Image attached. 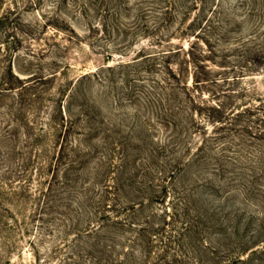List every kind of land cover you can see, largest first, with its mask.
<instances>
[{
    "label": "trees",
    "instance_id": "16d2710c",
    "mask_svg": "<svg viewBox=\"0 0 264 264\" xmlns=\"http://www.w3.org/2000/svg\"><path fill=\"white\" fill-rule=\"evenodd\" d=\"M215 1L57 0L54 3L52 8L67 3L76 15L86 20L90 30L99 20L97 24L106 28L108 35L110 26L118 35L121 32L126 42V38L132 37L133 41L127 42L132 46L143 40L150 43L132 61L101 67L80 77L68 93L61 94L65 99L56 101L59 116L52 120L61 132L64 129L67 132L74 128L67 117L74 102L84 93L91 94L96 83L109 82L113 86L117 75L121 79L117 88L121 92L129 91L126 114L135 117L136 129L127 137L116 133L121 139L92 167L99 177L86 180L66 174L63 178L47 179L41 191L43 205L39 210V204L33 215L41 223L36 230L37 240L51 235L48 227L63 234L67 232L69 246L70 242L82 241L87 247L85 255L79 252L76 256L82 261L85 257L86 263L96 261L94 264H114L119 260L123 263L125 259L133 260V264H184L182 257H187L188 251L194 258L192 264H255L254 256L247 262L244 257L249 256L248 252L255 255L259 251L257 247L264 245V210L257 208L256 203L249 204L247 199L244 207L239 208L235 197L243 192L249 194L264 209V157L259 156L264 148V104L227 117L221 113L218 117L208 115L207 122L214 130L198 131L199 123L205 120L188 81L190 76L194 86L213 81L208 75L202 80L199 69H204L207 58L195 51L198 42L209 46L208 24L219 5ZM53 10L50 12H56ZM192 11L196 18L187 25L184 18ZM179 16H183L182 20ZM124 19L133 22L124 23ZM110 20L112 25H107ZM175 36L179 39L194 36L196 42L189 40L187 47L174 45ZM105 71H109L108 76ZM31 78L21 85L0 87V106L10 100L11 107L22 108L28 101L36 100L33 98L37 93L31 90L44 77ZM66 99L70 102L64 111ZM2 120H6L5 115L0 117V126L5 123ZM158 130H162V135L152 137L151 132ZM0 132L8 130L5 127ZM78 135L84 137L82 147L84 154L88 151L84 156L87 166L97 157L91 153L92 140L99 139L100 134ZM197 135L202 142L193 151L188 137ZM0 136L6 137L2 133ZM63 153L60 152L54 165L44 162L37 168L41 177L48 169L45 164L49 170L58 171ZM19 154L20 168L27 174L37 155L32 151ZM75 164L84 167L83 161ZM195 170L216 178L201 184L203 179L195 178ZM217 201L223 205H215ZM74 205L80 208H71ZM55 207L66 211H54ZM211 231L220 235L218 242L225 246L226 255L220 256L217 247L210 251L207 235ZM136 246L144 255L141 259L135 254ZM118 247L123 248L121 253L117 252Z\"/></svg>",
    "mask_w": 264,
    "mask_h": 264
},
{
    "label": "rangeland",
    "instance_id": "374dc122",
    "mask_svg": "<svg viewBox=\"0 0 264 264\" xmlns=\"http://www.w3.org/2000/svg\"><path fill=\"white\" fill-rule=\"evenodd\" d=\"M55 2L57 0H0V87L21 85L34 75L44 77L43 82L35 84L36 87L31 90L37 93L36 97L33 96L36 100L28 101L26 107L16 105L17 108H13L10 100L3 107L0 106V117L6 116V120H2L6 124L1 125L0 129L3 131L6 127L8 130L0 132L6 136L3 139L0 136V264H94L96 261L86 263L85 257L82 261L76 256L79 252L85 255L84 249L87 247L82 241L70 242L69 246L67 232L63 234L48 227L51 235L37 240L36 230L41 223L33 215L39 204V210L43 205L41 191L45 189L47 179L53 176L63 178L66 174L86 180L99 177L97 170H92V167L100 163L102 154L121 139L116 133L127 137L136 129L135 117L126 114L129 113V102L126 101L129 91L121 92L117 88L121 83L117 75L113 86L109 82L96 83L91 94L84 93L78 102L73 100L72 113H67L69 121L74 123L73 129L61 132L53 122L52 119L59 116L56 101L65 99L61 94L68 93L80 77L101 67H114L132 61L150 43L143 40L132 46L127 43L133 41L132 37L126 38V42L121 32L118 35L110 26L108 35L106 28L97 24L99 20H88H92L95 25L90 30L86 20L76 15L67 3L61 4V8H52ZM215 3L219 5L208 24L209 46L198 42L195 51L197 55L207 58L204 69H199L202 80L208 75L213 81H203L194 86L192 77H188L196 104L201 106L205 120L199 123L198 131L203 132L214 130L213 125L207 122L210 119L208 115L218 117L221 113L227 117L231 113H241L246 108L264 104V0H216ZM53 9L56 12L51 13ZM182 18L179 16V19ZM195 18L192 11L184 21L189 25ZM123 22L133 20L124 19ZM53 25L67 30L57 29ZM107 25H112L111 20ZM177 36L173 39L174 45L187 47L189 40H194V36H181V39ZM104 74L108 76L109 71ZM68 102L67 99L64 101V111ZM140 124L138 129L142 130ZM82 132L100 134L99 139L92 140L94 148L91 153L97 157L87 166L84 156L88 151L84 154L85 149L82 147L84 137L78 135ZM162 133V130L151 132L152 137H160ZM188 141L191 143L190 148L195 149L202 139L197 135L188 137ZM261 149L263 153H259V156L264 157V148ZM21 151H32L37 155L27 174L22 173L20 168ZM60 152L65 153L58 171L49 170V165L47 167L45 164L48 169L45 170L46 175L41 177L37 168L42 167L44 162L54 165ZM75 161H83L84 167L75 164ZM74 167L76 170L73 172ZM195 172L196 179H203L201 184H206L207 179L216 178L202 170ZM212 182L217 185L215 181ZM245 199L249 204L256 203L257 208L264 210L252 196L244 192L236 195V206L243 208ZM214 204L223 205L219 201ZM78 206L71 208H80ZM54 211L66 209L55 207ZM59 233L60 237H56ZM219 237L213 231L207 235L210 251L217 247L219 255L223 256L226 255L225 246L218 242L221 241ZM262 247L263 244L257 247L259 251L255 255L248 252L250 257L245 256L244 260L247 262L254 256L257 259L255 264H264V252L260 253L264 250ZM134 249L135 254L143 258L141 248L136 246ZM122 251L123 248H117L118 253ZM191 254L188 251V256L182 257L184 264H192L194 258ZM132 261L125 259L123 263L133 264ZM123 263L119 260L114 264Z\"/></svg>",
    "mask_w": 264,
    "mask_h": 264
}]
</instances>
